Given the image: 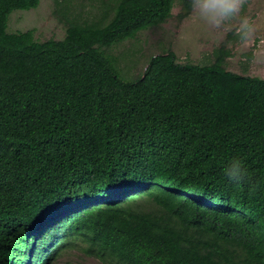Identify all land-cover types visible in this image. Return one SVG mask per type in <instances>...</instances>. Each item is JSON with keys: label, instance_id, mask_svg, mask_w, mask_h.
<instances>
[{"label": "trees", "instance_id": "16d2710c", "mask_svg": "<svg viewBox=\"0 0 264 264\" xmlns=\"http://www.w3.org/2000/svg\"><path fill=\"white\" fill-rule=\"evenodd\" d=\"M0 0V264H264V78L153 55L121 76L104 48L166 21L177 0H118L63 39L10 32ZM180 18L191 12L183 0ZM244 161L255 193L224 169Z\"/></svg>", "mask_w": 264, "mask_h": 264}, {"label": "rangeland", "instance_id": "374dc122", "mask_svg": "<svg viewBox=\"0 0 264 264\" xmlns=\"http://www.w3.org/2000/svg\"><path fill=\"white\" fill-rule=\"evenodd\" d=\"M118 0H41L38 7L14 10L9 19L10 32L34 29L39 41L63 39L68 22H107L114 14ZM183 0H177L172 15L164 22L141 30L134 38L104 48L117 57L121 76L134 80L142 75L149 59L172 50L181 63L210 64L221 50L227 51L226 67L234 72L264 78V0H248L240 16L223 29H215L191 9L180 18ZM254 23L256 31L249 46L242 47L234 26L243 17ZM54 264V262H53ZM56 264H105L88 255L76 243L68 247Z\"/></svg>", "mask_w": 264, "mask_h": 264}, {"label": "clouds", "instance_id": "9594fccd", "mask_svg": "<svg viewBox=\"0 0 264 264\" xmlns=\"http://www.w3.org/2000/svg\"><path fill=\"white\" fill-rule=\"evenodd\" d=\"M248 0H190L192 11L209 26L223 29L240 16ZM256 28L248 17H243L234 26V34L238 37L242 47L249 46L253 40ZM228 180L235 186H249V193L258 189V184L252 181L251 174L243 160L234 158L224 169Z\"/></svg>", "mask_w": 264, "mask_h": 264}]
</instances>
